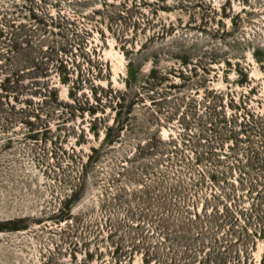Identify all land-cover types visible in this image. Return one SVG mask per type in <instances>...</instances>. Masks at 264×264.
<instances>
[{
  "label": "rangeland",
  "instance_id": "1",
  "mask_svg": "<svg viewBox=\"0 0 264 264\" xmlns=\"http://www.w3.org/2000/svg\"><path fill=\"white\" fill-rule=\"evenodd\" d=\"M0 264H264V0H0Z\"/></svg>",
  "mask_w": 264,
  "mask_h": 264
},
{
  "label": "trees",
  "instance_id": "2",
  "mask_svg": "<svg viewBox=\"0 0 264 264\" xmlns=\"http://www.w3.org/2000/svg\"><path fill=\"white\" fill-rule=\"evenodd\" d=\"M123 127V124L121 126H116V118H115V121L113 123V126L111 127H107L106 130H105V135L103 137V142H105L106 144H111L114 142V140L112 139L111 135H112V132H115L116 130H118V132H120ZM220 213L219 210L215 211L214 214H217ZM195 216H198V214L196 213Z\"/></svg>",
  "mask_w": 264,
  "mask_h": 264
}]
</instances>
